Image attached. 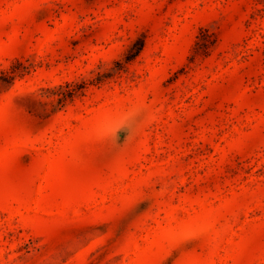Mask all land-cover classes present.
I'll use <instances>...</instances> for the list:
<instances>
[{"label": "rangeland", "instance_id": "1", "mask_svg": "<svg viewBox=\"0 0 264 264\" xmlns=\"http://www.w3.org/2000/svg\"><path fill=\"white\" fill-rule=\"evenodd\" d=\"M0 264H264V0H0Z\"/></svg>", "mask_w": 264, "mask_h": 264}]
</instances>
